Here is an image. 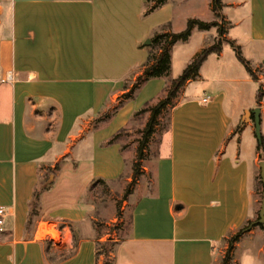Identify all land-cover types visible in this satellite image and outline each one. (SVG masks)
Instances as JSON below:
<instances>
[{
	"label": "crops",
	"instance_id": "0c3cea01",
	"mask_svg": "<svg viewBox=\"0 0 264 264\" xmlns=\"http://www.w3.org/2000/svg\"><path fill=\"white\" fill-rule=\"evenodd\" d=\"M222 3L225 38L251 46L254 55L244 57L263 76L264 0ZM154 4L0 0V209L6 211L0 264L103 263L96 246L103 237L86 226L83 197L94 180L124 172L121 145L107 142L168 83L151 79L124 99L148 59L141 45L165 24L181 32L192 18L214 19L213 0H167L148 12ZM178 4L199 13L180 16ZM197 33L205 38L191 60L219 35L218 27L195 28L188 41ZM227 47L210 54L200 76L182 90L160 143L155 186L131 196V231L117 240L113 264H214L218 244L251 219L254 169L263 159L256 140L244 143V134L255 135L254 117L245 119L258 106L247 96L255 80ZM116 107L100 124L101 113ZM261 114L264 120V103ZM57 165L41 197V216L28 229L34 188ZM47 221L64 223L65 233L74 229V248L56 260L41 235Z\"/></svg>",
	"mask_w": 264,
	"mask_h": 264
},
{
	"label": "rangeland",
	"instance_id": "374dc122",
	"mask_svg": "<svg viewBox=\"0 0 264 264\" xmlns=\"http://www.w3.org/2000/svg\"><path fill=\"white\" fill-rule=\"evenodd\" d=\"M176 8H179L180 10V12H178V15H182L183 17L186 15H194L199 13L197 12L196 8H194L193 6H189V4H178ZM212 21L219 22L223 28L228 27V25H226L220 18H216L215 14ZM178 22V18H176L175 23L172 24L173 27L178 25ZM231 33L235 34V30H231ZM214 34L217 35V31L215 33H212V36H214ZM204 38L205 37L202 35V33H197L193 38H191L190 41L179 42L174 46V65L172 68L173 76L179 71L181 74V70L183 69V67L187 63L191 62V58L194 56L196 50L202 44ZM227 45V48L233 52L232 46L228 43ZM241 50L242 54L248 57L253 54L252 52H250L251 46L247 44H243ZM232 55L235 56L234 53ZM254 61L259 63L260 59L255 57ZM137 74L138 72L134 75L136 77L141 75V73L140 75ZM256 75L260 79V84L257 81H254L251 83L252 89L249 88L247 90V96L249 97V99L251 98L252 105L254 102H257L258 105L256 107H253L252 110L258 107L262 108V104L264 103V75L260 76L262 75L260 67L258 68ZM136 81H138L137 78L131 80L132 85L129 86L131 89H133V85L136 83ZM194 84L196 83H192L191 86H194ZM260 86L262 87L263 95L261 101L256 98ZM202 87L203 86L201 84L200 89ZM130 92L132 93V90L129 91V93H125L123 95L124 99L125 96H127L126 94H130ZM164 95L165 93L160 97H163ZM158 99H155L153 102H157ZM173 109L174 108L172 107H168V109L164 111L160 116L156 131L150 139L147 147L144 149L143 156H140V145L144 136L146 125L150 118V113L147 112L139 115L135 114L130 124L118 131L120 132L121 130H123L118 136V142L121 145V151L123 152L126 159V169L116 179H96L88 187V190L83 197L82 203L85 207L88 208L87 213H85L86 216L84 217L86 219L85 224L88 229H91V227L94 228L96 236L103 237L102 244H106V242L109 241V244L113 245L118 239L126 237L129 234L131 221L130 218L133 207L131 196L136 192L137 194H140L141 192L148 193L149 190L154 188L156 181V162L159 156L160 143L163 139L164 133L168 130V128H170L169 125ZM114 112L115 110L112 109L102 112L100 118L98 119L100 121L99 123L101 124V122L108 121V116H112ZM249 116L250 114H246L245 119H248ZM261 133L262 137L264 138V120L262 118V114ZM244 136V143L246 145H254L256 140V149H258L257 146L259 145L260 141L258 140L256 133L252 136L247 134H244ZM253 136H255V139L253 138ZM262 156V160H264V152L262 153ZM254 171V180L252 186L254 189L255 203L250 221L255 222L257 220V217L259 216V211L261 208L262 194L260 196V192H263V186L260 185V165L256 167ZM50 172L51 174L48 176L50 182H53L57 174V170L49 169V173ZM46 223L47 224H42V226L45 228L48 224H51L52 226H56L57 224L60 229H63L66 226L61 222L47 221ZM73 230L74 229L70 226V229H68L67 231L69 233V236L71 234L70 237L72 238L74 244L75 237ZM238 231L239 230H236L235 232L228 234V236L218 244L216 249L217 258L214 264H264V227L261 224H256L253 226L252 230L241 233L238 241L235 242L232 248H230L232 239L238 233ZM41 235L44 236L42 232ZM51 238L53 237L51 236ZM6 240H8V237L3 236V242H5ZM47 243L49 258H53L54 260H56L63 256V254L60 255L56 253L53 242L51 240H47ZM53 252H55L56 255H54ZM102 252H104V249ZM228 257L229 259H227ZM101 259L104 263L107 260V257L105 255H102Z\"/></svg>",
	"mask_w": 264,
	"mask_h": 264
},
{
	"label": "trees",
	"instance_id": "16d2710c",
	"mask_svg": "<svg viewBox=\"0 0 264 264\" xmlns=\"http://www.w3.org/2000/svg\"><path fill=\"white\" fill-rule=\"evenodd\" d=\"M166 2L167 0H155L154 6H152L150 10H148V12L164 5ZM222 8H223L222 0H213V11H214L216 18L218 19L219 18L223 19V15L221 13ZM212 27H218V34H219L214 44L204 48L201 52H199L191 60V62L185 67L183 72L178 77L173 78L172 77V68H173L172 49L174 45L179 41H182V42L188 41L195 28H198L200 30H209ZM170 30H171V24L163 25L160 31L156 32L151 37V44L141 45L143 48H146L148 50V59L145 63V66H144V69L141 75L137 77L138 81H136V83L133 85V89H131L132 93L130 92V94H126L127 98L133 97L137 89L144 82L149 81L151 79L163 78L168 81L167 85L165 86V90H164L165 95L163 97H160L159 99L157 98L158 99L157 102H153V101L146 102L144 107L138 112H136V115L147 113V112L150 113V118L146 125L144 136H143V139L140 145V156H143L144 149L147 147L150 139L154 135L157 124L159 123L160 116L163 114L164 111L168 109V107L174 108L178 104L179 100L177 99H179V96L182 90L184 89V87L189 82L196 80L200 76V69L203 63L205 62V60L212 53H220L223 49V45L225 42L229 43L232 46L238 59L241 61L242 64H244L247 71L250 73L251 77L255 81L259 80V77L256 75V72L253 70L250 62L242 54L241 47L235 41L225 38V34L227 33L228 30L226 28H223L219 22L217 21L206 22L201 19L192 18L188 21L187 26L183 31L173 32ZM262 98H263L262 87L260 86V89L258 92V100L261 101ZM117 108L118 107L115 108V112L117 111ZM112 116H108V119H111ZM170 124H171V121H170ZM121 131L116 133L114 136H112L108 140L107 143L108 144L119 143L118 136L120 135ZM258 151L260 153L264 152V138L263 137L261 141L259 142ZM261 157L263 158L262 155ZM55 169L59 170L60 165H57ZM51 172L49 173L48 171V173H46L43 178L41 177L34 188L33 199L30 204V215L27 221L28 229H31L32 226L35 225V223L41 216L42 194L46 190L50 189V187L53 184V182H50V179L48 176L51 174ZM260 185L263 186L262 181L260 182ZM261 194H262V191L260 192V196ZM258 219H259V216L257 217V220L255 222L248 220L246 224L239 229L238 233L232 239L230 248H232L235 242L238 241L241 233L245 231H250L253 229V226L257 224L256 222L258 221ZM131 225L132 223L130 221V231H131ZM100 238L101 236H98V239ZM123 238H120V239H123ZM109 243L110 242L107 241L106 244H102L100 240H98V242L96 243L97 258L99 259L100 255H105L107 257V260L103 264H113L114 262L113 253L115 252V246L117 245L118 242L116 241L115 244L113 245ZM103 249H104V252H102ZM227 259H229V257Z\"/></svg>",
	"mask_w": 264,
	"mask_h": 264
},
{
	"label": "built area",
	"instance_id": "2783aa9c",
	"mask_svg": "<svg viewBox=\"0 0 264 264\" xmlns=\"http://www.w3.org/2000/svg\"><path fill=\"white\" fill-rule=\"evenodd\" d=\"M209 100V97L204 98V102H207ZM5 215H6V211L4 209H0V231L4 230V224H5ZM47 224V223H44ZM45 227H42V230ZM46 228L48 229L44 236L46 238H48V240H51L53 242V246L55 248V251L58 254H68L69 252H71V250L74 248V244L72 241V238L69 236V233H65L64 229H60L58 226H52L51 224H48L46 226ZM49 230H53L55 232V234H51ZM51 236L53 238H51Z\"/></svg>",
	"mask_w": 264,
	"mask_h": 264
},
{
	"label": "water",
	"instance_id": "95a60500",
	"mask_svg": "<svg viewBox=\"0 0 264 264\" xmlns=\"http://www.w3.org/2000/svg\"><path fill=\"white\" fill-rule=\"evenodd\" d=\"M146 44H151V39H148L146 41ZM251 115L254 116V122H255V133L259 141L262 139V133H261V108H256L250 111ZM261 167V181L263 183V192H262V202H261V208L259 211V219L256 222L257 224H261L264 227V160L260 162ZM252 228V227H250Z\"/></svg>",
	"mask_w": 264,
	"mask_h": 264
},
{
	"label": "bare ground",
	"instance_id": "6f19581e",
	"mask_svg": "<svg viewBox=\"0 0 264 264\" xmlns=\"http://www.w3.org/2000/svg\"><path fill=\"white\" fill-rule=\"evenodd\" d=\"M45 230H42V233L45 234V232L48 230L47 228H44ZM51 234H55L53 230H49Z\"/></svg>",
	"mask_w": 264,
	"mask_h": 264
}]
</instances>
